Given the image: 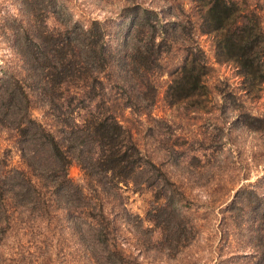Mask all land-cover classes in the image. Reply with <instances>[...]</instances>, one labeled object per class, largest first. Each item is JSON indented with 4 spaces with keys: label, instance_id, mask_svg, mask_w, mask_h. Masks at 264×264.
Instances as JSON below:
<instances>
[{
    "label": "trees",
    "instance_id": "obj_1",
    "mask_svg": "<svg viewBox=\"0 0 264 264\" xmlns=\"http://www.w3.org/2000/svg\"><path fill=\"white\" fill-rule=\"evenodd\" d=\"M167 8L124 2L100 19L68 0H0V264H264V177L193 202L117 112L151 117L161 90L167 103L200 104V34L251 92L264 82L260 14L247 0ZM233 121L264 129V114L240 109ZM142 188L143 217L125 204Z\"/></svg>",
    "mask_w": 264,
    "mask_h": 264
},
{
    "label": "rangeland",
    "instance_id": "obj_2",
    "mask_svg": "<svg viewBox=\"0 0 264 264\" xmlns=\"http://www.w3.org/2000/svg\"><path fill=\"white\" fill-rule=\"evenodd\" d=\"M247 1L258 10L264 26V0ZM68 2L77 14L85 18L100 19H117L120 6L124 2H138L142 6L160 8L168 15L173 14L172 11L169 13L168 5L176 10L179 3L184 9L189 8L191 4V0ZM197 39L209 64L206 76L208 92L199 98L200 104L193 101L167 103L162 99L161 90L151 117L143 116L142 120L138 121L128 109H117V112L121 118L132 123L140 145L152 155L153 160L188 187L193 202L202 204L209 201L211 195L220 194L231 180L237 179L240 184L253 182L259 176L264 177V129L251 131L233 121L234 115L240 109L254 115L264 114V82L256 84L251 92L245 91L242 76L237 73L236 67L231 62L214 60L210 35L200 34ZM163 77L165 78V75ZM164 139H167L166 143H161ZM177 143L179 146L174 147ZM3 145L4 141L0 140V147ZM172 146L180 151V155L169 149ZM191 155L195 157L191 158ZM173 156H177L179 161L176 162ZM15 159L16 156L13 155V162ZM68 175L76 182L82 181L81 171L74 161L68 166ZM260 184L264 187V180ZM126 194L127 208L143 217L152 201L149 190L142 188ZM188 263L175 259H163L158 262Z\"/></svg>",
    "mask_w": 264,
    "mask_h": 264
}]
</instances>
